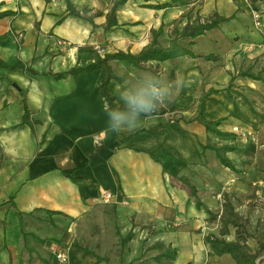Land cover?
<instances>
[{"label":"crops","instance_id":"crops-1","mask_svg":"<svg viewBox=\"0 0 264 264\" xmlns=\"http://www.w3.org/2000/svg\"><path fill=\"white\" fill-rule=\"evenodd\" d=\"M113 1L72 0L80 11L100 13L94 26L67 16L66 0H0V264H56V243L66 250L64 264H160L154 259L159 250L146 251L157 242L178 249L174 264H235L207 240H237L234 224L221 234L226 201L246 224L248 245L260 251L264 82L244 73L264 76V0H193L165 8L146 5L170 0H128L118 9V26L106 30ZM254 12L261 15L260 26ZM217 13L234 17L180 39L197 57L149 60L145 70L110 61L117 77L109 89L118 104L120 90L146 82L174 92L158 110L166 112L141 116L134 132L109 128L102 68L55 76L106 53H139L159 28V42L168 46L173 31ZM211 53L218 60L205 57ZM210 90L205 115L221 120V134L195 119ZM207 145L228 146L226 156L238 170ZM183 179L195 186L196 196ZM102 191L113 194L111 202L100 201ZM93 226L99 229L95 247L88 244ZM102 235L114 246L98 248ZM260 258L264 264V252Z\"/></svg>","mask_w":264,"mask_h":264},{"label":"trees","instance_id":"trees-1","mask_svg":"<svg viewBox=\"0 0 264 264\" xmlns=\"http://www.w3.org/2000/svg\"><path fill=\"white\" fill-rule=\"evenodd\" d=\"M48 1V0H46ZM128 0H114L113 5L110 11L107 13L106 23L104 24V28L106 30L113 29L118 26L117 12L118 9L124 5ZM193 0H170L166 3H159L155 5H146L147 7L154 8H165L170 6H183L191 3ZM67 9L66 15H75L82 17L89 22H91L94 26L96 23L94 22V18L98 16L100 13L97 12L95 14H89V9H84L83 11L78 10L72 0H66ZM12 14L13 12H5V14ZM234 17L231 16H222L220 14H215L212 18L201 21L197 20L193 23H187L181 31H173L171 35L170 44L168 46H163L159 42V37L163 33V28H159L158 30H153L152 42L145 46L139 53H131L130 51H117L113 53H106L105 56L99 59L95 63L88 64L84 67H73L69 71L56 73L55 76L59 79L64 78L66 75L70 74L73 76H78L81 73H90L95 69L102 68L105 72L104 78L101 83V89L105 99H107L109 103L110 109L119 107L120 109H124V104H118L116 101V97L111 94L109 89L110 81L116 78V74L113 71L112 66L110 65L111 60H125L129 63L133 64L138 69H146V63L149 60H158L165 61L170 59H175L180 56L190 55L193 57H197V55L188 47L184 46L181 43L182 38H195L199 35L205 34L207 31L219 27L223 22L229 21ZM59 20L58 22H60ZM209 60H218V56L215 54H209L205 56ZM30 72L34 73L30 69L26 68ZM244 74L250 75L252 78L261 80L263 79L260 73H252L250 70L246 71ZM212 92L205 93L200 99L198 115L195 119L199 120L208 131L215 132L221 134V131L218 129V126L221 123V120H209L205 115V100L207 96ZM165 110L157 111L156 113H165ZM186 120V119H185ZM186 122H188L186 120ZM206 147H210L214 149L220 159V161L233 170H238L237 167L230 161V159L226 156V152L228 151V146H216V145H207ZM94 153L93 155H95ZM67 176L72 179L74 182L80 184L82 182V178L75 176L73 173H68ZM186 184L189 186L191 194L196 196L195 186L192 185L188 179H183ZM12 206L14 204L12 203ZM51 211H49L50 213ZM52 214L54 212H51ZM17 215L20 218V221L23 222V214L17 211ZM221 220V234L224 235L228 232V227L230 224H234L237 226V240L234 242H228L223 237H216L209 235L207 236L208 242L211 244L213 250L218 255L230 254L234 260L235 264H262V253L264 252V242L261 243V249L258 252H254L251 247L248 245L247 240L248 237L251 236L249 231L246 228V224L242 220L241 216L235 211V208L229 201H226L223 206V211L220 217ZM134 236L133 231H131L125 238L121 239L123 245L127 244L132 237ZM159 250V254L154 258L160 264H174L177 256L178 249L174 247L172 244H165L163 242L154 243L146 248L147 250ZM145 253V251H144Z\"/></svg>","mask_w":264,"mask_h":264},{"label":"clouds","instance_id":"clouds-1","mask_svg":"<svg viewBox=\"0 0 264 264\" xmlns=\"http://www.w3.org/2000/svg\"><path fill=\"white\" fill-rule=\"evenodd\" d=\"M124 109H109L107 99L104 101V111L108 116V126L114 132H134L142 126L141 116L151 117L166 101L174 95L156 82H146L140 87L122 89L118 93Z\"/></svg>","mask_w":264,"mask_h":264},{"label":"built area","instance_id":"built-area-1","mask_svg":"<svg viewBox=\"0 0 264 264\" xmlns=\"http://www.w3.org/2000/svg\"><path fill=\"white\" fill-rule=\"evenodd\" d=\"M253 16L256 20L257 26H260V13L259 12H254ZM103 50L100 49V52ZM252 134V133H250ZM255 136V135H254ZM113 199V194L110 191H102L100 194V201L103 203H109ZM53 255L56 260V264H64L68 261V256L66 253V250L64 246L61 243H56L53 247Z\"/></svg>","mask_w":264,"mask_h":264},{"label":"rangeland","instance_id":"rangeland-1","mask_svg":"<svg viewBox=\"0 0 264 264\" xmlns=\"http://www.w3.org/2000/svg\"><path fill=\"white\" fill-rule=\"evenodd\" d=\"M255 21V20H254ZM256 22V21H255ZM261 75H262V73H260ZM262 77H263V79H261L263 82H264V76L262 75ZM90 223H92V222H90ZM91 225H93V224H91ZM99 230V229H98ZM98 230H96V228H94V226H93V228H92V230H91V232L90 233H92V239H90V241H88V244L90 245V246H92V247H95V242H96V236L98 237V234L96 235V232H98ZM107 235V234H106ZM106 235H102V236H104V238L105 239H103V240H99V242H98V248L99 247H101V244H107L108 245V247H113L114 246V244H112L111 242H110V240L107 238V236ZM101 243V244H100Z\"/></svg>","mask_w":264,"mask_h":264}]
</instances>
